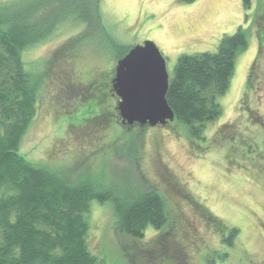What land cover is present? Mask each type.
I'll return each mask as SVG.
<instances>
[{"label":"rangeland","instance_id":"rangeland-1","mask_svg":"<svg viewBox=\"0 0 264 264\" xmlns=\"http://www.w3.org/2000/svg\"><path fill=\"white\" fill-rule=\"evenodd\" d=\"M15 2L0 0V9ZM100 7L109 37L125 49L154 42L169 78L180 55L215 52L223 35L241 27L247 47L236 56L228 90L218 97L219 118L206 124L204 139L195 141L175 120L142 132L117 123L94 133L86 127L70 130L63 115L89 91L84 78L105 77L104 70L110 69L112 80L123 56L107 53L99 37L64 49L72 34L66 32L23 54L26 68L36 72L38 87L35 117L22 139L21 154L73 183L103 174L111 199L120 201L125 192L138 197L149 189L164 199L167 223L160 230L148 227L135 243L117 232L111 201L92 205L86 240L103 264H162L165 256L152 252L161 246L168 251L163 252L167 260L173 256L177 264H264V0H250L248 8L242 0H101ZM60 46L57 57L52 56ZM70 50L76 51L74 62ZM117 102L113 98L112 106ZM117 137H133L137 147ZM186 191L222 221V233L184 198ZM231 228L238 230L234 237ZM151 254L153 260L148 259Z\"/></svg>","mask_w":264,"mask_h":264},{"label":"trees","instance_id":"trees-1","mask_svg":"<svg viewBox=\"0 0 264 264\" xmlns=\"http://www.w3.org/2000/svg\"><path fill=\"white\" fill-rule=\"evenodd\" d=\"M15 1L14 6L0 9V264H103L102 259L90 252L86 240L92 205L111 201L117 232L135 243L142 240L148 227L160 230L167 223L164 199L155 189L146 190L138 197L125 192L120 201L111 199V190L105 185L110 182L103 174L94 173L73 183L54 170L32 165L21 154L22 139L35 117L38 87L36 72L26 68L23 54L66 32L73 34L75 29L79 33L67 36L64 49L94 37L104 40L107 53L118 52L122 57L130 49L117 44L106 33L101 22V0ZM177 1L190 4L196 0ZM242 2L247 8L250 5V0ZM62 46L52 56L57 57ZM246 47V35L239 27L232 35L221 37L215 52L182 54L177 58L166 101L175 122L194 141L204 139L206 124L219 118L218 97L228 90L236 56ZM70 51H74L69 53L74 62L76 51ZM110 71L104 70L105 77L95 74L84 78L89 91L82 97V103L63 115L62 120L70 130L86 127L91 133L122 124L114 103L112 106L116 97L110 86ZM250 84L249 80L248 88ZM131 127L139 132L148 128L137 124L126 128ZM117 139L137 147L133 137L126 141ZM183 196L208 223L223 232L224 224L219 218L211 215L187 191ZM229 234L234 237L238 230L231 228ZM164 249L161 246L152 252L165 256L160 259L163 263L165 259L166 264H177L172 261L173 256L167 260L169 256L163 252L168 251ZM148 259L153 260L152 254Z\"/></svg>","mask_w":264,"mask_h":264},{"label":"water","instance_id":"water-1","mask_svg":"<svg viewBox=\"0 0 264 264\" xmlns=\"http://www.w3.org/2000/svg\"><path fill=\"white\" fill-rule=\"evenodd\" d=\"M111 84L122 124L155 127L174 120L166 101L169 75L165 58L154 42L135 45L120 58Z\"/></svg>","mask_w":264,"mask_h":264},{"label":"flooded vegetation","instance_id":"flooded-vegetation-1","mask_svg":"<svg viewBox=\"0 0 264 264\" xmlns=\"http://www.w3.org/2000/svg\"><path fill=\"white\" fill-rule=\"evenodd\" d=\"M112 81V80H111Z\"/></svg>","mask_w":264,"mask_h":264}]
</instances>
